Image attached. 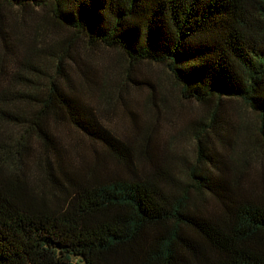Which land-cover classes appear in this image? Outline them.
Returning <instances> with one entry per match:
<instances>
[{
    "label": "trees",
    "instance_id": "1",
    "mask_svg": "<svg viewBox=\"0 0 264 264\" xmlns=\"http://www.w3.org/2000/svg\"><path fill=\"white\" fill-rule=\"evenodd\" d=\"M2 4L48 9V17L89 46L117 49L132 63L167 65L185 99L218 107L241 100L257 113L264 141V0ZM47 15L38 33L48 27ZM6 26L0 28V264H71L73 256L85 264H264V197L234 200L236 185L218 174L192 169L198 189L220 197L217 219L194 209L187 189L167 193L160 173L102 179L95 166L58 174L61 144L53 123L60 121L129 169L135 161L128 142L59 81L69 51L54 54L56 70L49 73L38 38L20 56Z\"/></svg>",
    "mask_w": 264,
    "mask_h": 264
},
{
    "label": "rangeland",
    "instance_id": "2",
    "mask_svg": "<svg viewBox=\"0 0 264 264\" xmlns=\"http://www.w3.org/2000/svg\"><path fill=\"white\" fill-rule=\"evenodd\" d=\"M0 11V28L12 22L14 28L6 26V31L16 41L20 56L38 38L49 73L56 70L54 54L62 47L69 51L63 64L66 77H59V81L76 100L92 106L105 127L128 142L135 161L134 169H129L103 145L84 137L69 122L60 121L53 123L61 144L58 174L62 175L60 169L77 171L95 166L102 179L146 178L160 173L166 177L167 193L175 196L187 189L194 209L214 219L222 213L220 197L206 187L198 189L192 178L194 167L235 184L234 200L264 197L260 120L244 102L226 99L218 107L216 102L200 104L185 99L167 65L132 63L117 49L89 46L76 32L48 17V9L23 11L2 4ZM46 15L48 27L38 33V24ZM1 31L0 53L4 49ZM198 136L205 155H201ZM35 183L47 187L40 180ZM71 264L85 262L73 256Z\"/></svg>",
    "mask_w": 264,
    "mask_h": 264
}]
</instances>
